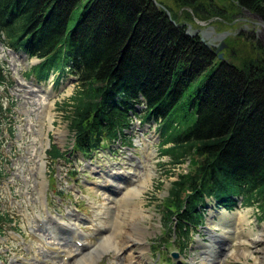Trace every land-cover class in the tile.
Instances as JSON below:
<instances>
[{
  "label": "trees",
  "instance_id": "obj_1",
  "mask_svg": "<svg viewBox=\"0 0 264 264\" xmlns=\"http://www.w3.org/2000/svg\"><path fill=\"white\" fill-rule=\"evenodd\" d=\"M233 1L264 22V0ZM0 42L42 58L25 73L37 82L52 72L56 83L75 76V92L57 104L67 111L73 151L90 155L104 143L130 145L124 130L132 113L156 123L160 155L194 165L177 174L159 208L165 233L175 232L180 249L203 223L208 199L227 209L240 197L243 206L264 199L263 52L247 48L219 59L153 0H0ZM215 59L219 64L183 99ZM5 82L0 61V85ZM1 110L0 101V116ZM48 153L64 156L55 145ZM3 173L0 165V178ZM10 220L0 212V227Z\"/></svg>",
  "mask_w": 264,
  "mask_h": 264
},
{
  "label": "rangeland",
  "instance_id": "obj_2",
  "mask_svg": "<svg viewBox=\"0 0 264 264\" xmlns=\"http://www.w3.org/2000/svg\"><path fill=\"white\" fill-rule=\"evenodd\" d=\"M155 1L164 6L175 17L177 23L184 24L182 25L184 29L190 24L192 29L204 30L207 26H212L215 32L229 31L230 33L221 42H215L226 43L227 46L221 50L225 57L228 55L231 57V51L233 54L235 50L237 53H243L247 48L252 52L246 53L252 55L264 53V27L258 24L257 17L237 8L233 0ZM81 9L82 7L78 6L73 11L69 21L70 26L76 22ZM251 21L255 23L252 24ZM21 56V53L7 48L0 42V61L4 65L6 75L5 84L0 85L2 103L0 165L5 173L0 179V212L8 215L15 222L11 225L6 223L0 234V264H21L22 258H27L30 264H47L45 262L47 258V260L51 259V264H71L80 254L87 253L91 249L101 251L99 255L96 254L97 256L94 252L93 256L97 258L93 260L92 257L83 264H171L167 258L174 247L170 242L172 236L169 243L163 245L164 247L158 246L157 240L160 237V242H165L166 239L164 230L162 231L163 215L159 208L165 204L168 191L177 174L193 169L194 165L189 166L188 159L183 163L173 164L168 156L160 155L159 137L147 142L140 137V134L139 138L133 139L136 145L135 151L122 147L116 148L117 151L112 153L106 150L99 152L94 154L92 159L84 161L81 158L74 159L73 156L70 165L63 160L52 163L46 154L50 147L47 146L48 142L58 146L62 151L70 149L72 144V133L65 118L67 111L57 104L68 101L79 84L75 76L69 73L51 89L48 82L45 86H36L30 77H25V73L34 60L36 65L42 61V58ZM219 61L215 59L213 64L191 84L183 99L194 92ZM139 108L142 110L144 106L141 105ZM151 125L153 128L156 123ZM151 131L154 132L153 129ZM132 156L135 158L130 160ZM115 165L121 167L135 165L133 169V172L137 173L135 183L123 193L122 201H119L118 205L110 204L112 208L106 212V219L103 218L97 223L99 220H93V215L90 216L84 210L86 204L83 203V199H89L97 204L105 203L108 197L103 190L97 189L95 184L101 181L98 177L92 176V173L97 168L105 169ZM70 171L76 173L71 176ZM51 172H54V178L48 180ZM56 190L63 194L59 201L54 200L53 194ZM81 191L87 197L81 195L83 194ZM68 193L69 196L66 195ZM238 199L240 200L241 197ZM63 200L82 208L92 228L98 231L103 225L100 229L102 231L99 233L96 231V234L89 233L90 228L85 229L89 225H84L86 247L63 246L62 249L69 257L66 261L58 257L55 252H53L55 258L50 255L52 251L44 241L47 239L48 244L57 246V240L36 224L37 220L44 222L46 214H53L54 218L59 220L57 213H62L63 208H59L58 205ZM136 206H142L145 217L140 221V227L137 226L135 229L129 222L132 209ZM247 209V219L250 220L253 231H260L264 226V199L255 201L251 206L243 207L240 211ZM95 212L96 218L99 217L101 212L97 208ZM214 217L217 218L215 215ZM64 219L67 225L71 226V218ZM135 223L137 224V220ZM212 224L222 234H227L226 237L218 230H210L206 233L202 228L203 236L208 237L211 243L210 249L199 248L197 242L200 239L194 236L192 248L181 254L182 258L175 260L173 264H253L251 256H242L240 259L232 256L236 246L233 235L243 234L247 227L243 230L241 225L234 223L224 226L219 221ZM110 234L113 236L111 238L113 244L121 245L124 240H131L130 247L126 248L124 243L123 249L118 253V249L111 247L110 242L105 244L106 242L103 241V237ZM129 248L135 251L136 258L132 262L126 252ZM34 251L41 256V259L34 256ZM73 252L77 255L71 256ZM261 255L264 256V251ZM262 262L261 264H264V257Z\"/></svg>",
  "mask_w": 264,
  "mask_h": 264
},
{
  "label": "bare ground",
  "instance_id": "obj_3",
  "mask_svg": "<svg viewBox=\"0 0 264 264\" xmlns=\"http://www.w3.org/2000/svg\"><path fill=\"white\" fill-rule=\"evenodd\" d=\"M137 191H138V195H139L140 190L138 189ZM215 212H217V211L216 210L211 211V216H214V215L217 216L218 221L220 223H222L224 226H227L228 224L234 223L236 225H241V228L243 230H245V228L247 227V230L243 234L238 235V236L233 235V237L235 238L234 244L236 246H235L234 250L232 251V256L235 259H240V257H242V256L243 257L251 256L253 261H254L253 264L263 263L262 259L264 256L261 254L264 251V246H263V244H264V226H262L263 228L258 232L253 231V228L250 225V220L247 219L248 209L246 211L244 210L243 212L239 211V210L233 211L232 213H227L223 210H220L219 213H215ZM130 217H131V220H130L129 224H131V226L136 229L137 226H139L142 218L145 217L142 206H136L134 209H132V214L130 215ZM134 219L137 220V224L135 223ZM115 237H117V235ZM111 238H113V236L111 234L109 236L106 235L103 237V241L106 242L105 244L110 242L111 247H115L116 249H118V253L123 249L124 243H125L124 246H126V248H128V246L130 247V245H131V240H124L123 241L124 243L121 244L122 245V247H121V245H119L118 243L113 244V242H111ZM103 249H105V248H103ZM131 250L129 248L126 252H127V255L129 256L131 262H132L133 259L136 258V256H134L135 251H133V250L131 251ZM100 251L101 250H99V249L98 250L97 249L96 250L91 249L87 253L80 254L79 257L74 260V262H71V264H83L86 260L90 261V258H92V257L94 260V258H97V257L93 256L94 252H95L94 255H96Z\"/></svg>",
  "mask_w": 264,
  "mask_h": 264
},
{
  "label": "water",
  "instance_id": "obj_4",
  "mask_svg": "<svg viewBox=\"0 0 264 264\" xmlns=\"http://www.w3.org/2000/svg\"><path fill=\"white\" fill-rule=\"evenodd\" d=\"M153 2L156 4V5H159L161 6L162 8H164V10L166 9L164 6L160 5L157 1L153 0ZM248 12V11H247ZM252 14V13H251ZM166 15L168 17V19L171 21V23H173L175 26H182L184 24H179L177 23L170 15V12L166 9ZM254 15L255 17L258 18L259 22L258 24L263 26L264 27V22L257 16L255 15L254 13L252 14ZM183 27V26H182ZM199 31H201L200 33V41L202 43H204L206 46H209L210 49L212 47H214V51L215 53L217 54V57L219 59H223V54L221 52V50L223 48H225L226 43L225 42H222V43H219V44H216L215 42H221V40L226 36L228 35L230 32L229 31H220V32H215L213 27L212 26H207L204 30H199V29H192L191 28V25L190 24H187L186 25V28H185V34L190 36V37H195L197 35H199ZM40 61V60H39ZM34 62V63H33ZM31 64L34 65L35 64V60L33 61ZM214 210H216L217 212L215 213H219L220 210H223L225 212H227V210L223 207H219L220 210H217L216 208H213ZM211 206L209 208V211H214ZM233 211L231 212H227V213H232ZM211 217H214V216H211ZM209 224L212 223V222H218V219L216 218V220H213V219H207V221Z\"/></svg>",
  "mask_w": 264,
  "mask_h": 264
},
{
  "label": "flooded vegetation",
  "instance_id": "obj_5",
  "mask_svg": "<svg viewBox=\"0 0 264 264\" xmlns=\"http://www.w3.org/2000/svg\"><path fill=\"white\" fill-rule=\"evenodd\" d=\"M251 23L254 24L255 22L251 21ZM198 33H199V36H200L201 31H199ZM234 33H235V32H233V34H234Z\"/></svg>",
  "mask_w": 264,
  "mask_h": 264
}]
</instances>
